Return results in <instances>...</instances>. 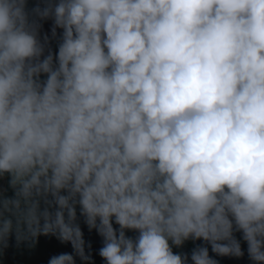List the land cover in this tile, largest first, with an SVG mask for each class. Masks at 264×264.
<instances>
[{
	"label": "clouds",
	"instance_id": "clouds-1",
	"mask_svg": "<svg viewBox=\"0 0 264 264\" xmlns=\"http://www.w3.org/2000/svg\"><path fill=\"white\" fill-rule=\"evenodd\" d=\"M5 175L0 252L264 264V0H0Z\"/></svg>",
	"mask_w": 264,
	"mask_h": 264
},
{
	"label": "rangeland",
	"instance_id": "rangeland-1",
	"mask_svg": "<svg viewBox=\"0 0 264 264\" xmlns=\"http://www.w3.org/2000/svg\"><path fill=\"white\" fill-rule=\"evenodd\" d=\"M36 3L34 6L40 3V0H35ZM33 6V7H34ZM51 27L52 22L46 21L43 22L42 34L49 36L51 41V47L54 48V43L56 40L51 38ZM0 189L5 190L6 195L11 197L13 195L12 190L9 188V185L6 183L4 186L3 183H0ZM81 228L84 234V240L88 244V238L90 233L87 226L81 221ZM57 238L54 236H39L34 246L21 245L17 247L15 245L14 237L10 238L9 246L4 249V253L0 264H48V260L53 255H58L63 252H72L70 245H62L56 242ZM241 246L244 251H246V243L241 240ZM245 257H241V260ZM79 259H77L76 264H78ZM237 264V263H236Z\"/></svg>",
	"mask_w": 264,
	"mask_h": 264
},
{
	"label": "trees",
	"instance_id": "trees-1",
	"mask_svg": "<svg viewBox=\"0 0 264 264\" xmlns=\"http://www.w3.org/2000/svg\"><path fill=\"white\" fill-rule=\"evenodd\" d=\"M28 2H29L30 8L33 7L36 3L35 0H28ZM56 44L57 42L54 43L53 51H55L56 49ZM5 177H6V183L9 185V177L7 175H5ZM128 235H133V233L129 232ZM236 236H237V239H240L241 234L237 233ZM56 242L58 244L60 243L66 246L69 245V244L61 243L58 239L56 240ZM200 243H201L200 241L195 242V244H200ZM195 244L192 241H188L185 243L182 249H174V250L190 252L191 249L195 246ZM86 245H90V248L88 249V251H90L91 253L92 264H105V262L102 260V258L98 254L100 247H102V239L97 235V233L94 230L90 233V236L88 238V244ZM3 253H4V250L0 252V261L2 259ZM210 254H211V251H210ZM217 259L219 260V264H236V263L237 264H251V262L249 261L247 257L246 251H245V257L242 260L241 258L236 259V258H229V257H217ZM78 264H81V262L78 261Z\"/></svg>",
	"mask_w": 264,
	"mask_h": 264
},
{
	"label": "crops",
	"instance_id": "crops-1",
	"mask_svg": "<svg viewBox=\"0 0 264 264\" xmlns=\"http://www.w3.org/2000/svg\"><path fill=\"white\" fill-rule=\"evenodd\" d=\"M0 183H3L4 186L6 185V177L5 176L0 177Z\"/></svg>",
	"mask_w": 264,
	"mask_h": 264
}]
</instances>
